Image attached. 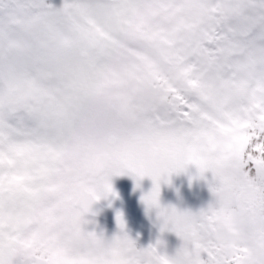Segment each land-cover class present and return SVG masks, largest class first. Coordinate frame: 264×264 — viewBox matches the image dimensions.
<instances>
[{
  "label": "snow or ice",
  "instance_id": "6c2138e0",
  "mask_svg": "<svg viewBox=\"0 0 264 264\" xmlns=\"http://www.w3.org/2000/svg\"><path fill=\"white\" fill-rule=\"evenodd\" d=\"M189 165L213 202L161 207ZM124 174L174 256L83 230ZM0 264H264V0H0Z\"/></svg>",
  "mask_w": 264,
  "mask_h": 264
},
{
  "label": "rangeland",
  "instance_id": "374dc122",
  "mask_svg": "<svg viewBox=\"0 0 264 264\" xmlns=\"http://www.w3.org/2000/svg\"><path fill=\"white\" fill-rule=\"evenodd\" d=\"M63 2L64 0H46V3L54 8L62 7ZM167 179L170 183H166L163 180L160 183L159 203L161 207H177L180 203H182L185 211L196 213L201 209L207 208L209 204L213 202L214 198L209 190V183L213 180L211 172L205 173V178L200 179L198 177L196 167L194 165H189L186 170L180 172L179 174L174 173ZM139 182L141 184H148L149 189L152 191L154 185L151 178L146 176L144 181L140 180ZM140 183L139 187H137L136 180L131 174L113 176L111 178V184L116 195H109L107 197L108 201H110V204L118 205L131 216L136 215L137 213L135 211V207L139 208L140 213H143L144 211L150 213L153 216L155 223H157V232H154L156 243L158 240L168 241L169 246H164L161 252L169 257H172L176 254V251L181 247L183 242L174 232L164 231L163 234H159V232H161L163 221L158 217L157 209L149 210L143 203L142 198L146 196L148 192L142 188ZM185 187L191 188L195 192H190V189L183 191ZM100 201L107 203L104 198L100 199ZM93 232H95L97 236H101L100 227H95ZM128 237L133 239L130 236ZM103 238L105 239L106 237L103 236ZM174 238H177L179 246L172 241ZM201 258L205 260L207 259L204 254H202Z\"/></svg>",
  "mask_w": 264,
  "mask_h": 264
},
{
  "label": "flooded vegetation",
  "instance_id": "af4514ba",
  "mask_svg": "<svg viewBox=\"0 0 264 264\" xmlns=\"http://www.w3.org/2000/svg\"><path fill=\"white\" fill-rule=\"evenodd\" d=\"M145 178V177H144ZM144 178L142 181H144ZM140 183V182H139ZM140 185L142 188H144L148 193L151 191L149 189L148 184L143 183ZM190 189V192H195L193 189L185 187L183 191H186ZM104 203L99 200L100 204L103 206L114 209L118 211V214H124V233L127 236H130L131 240L135 242V245L138 249H145L149 246L156 245V238L154 236V232L156 233V224L154 221L153 216L148 213L147 211H144L143 213L139 212V208L135 207V211L137 212L136 215H129L127 214L124 209H121L118 205L110 204V201H108V198L104 199ZM178 211H185L184 205L180 203L177 207H175ZM83 219L87 221V223L82 225V228L85 232H93L95 227H100V233L101 235L105 236V240L110 241L115 237L116 235L120 234L119 228H117L114 224L108 221L101 220L99 218H96L94 216L84 215ZM164 232H159V234H163ZM175 244L179 246V242L177 238L172 239ZM162 246L159 248V251H162L164 246H169L168 241L161 240ZM168 244V245H167Z\"/></svg>",
  "mask_w": 264,
  "mask_h": 264
},
{
  "label": "water",
  "instance_id": "95a60500",
  "mask_svg": "<svg viewBox=\"0 0 264 264\" xmlns=\"http://www.w3.org/2000/svg\"><path fill=\"white\" fill-rule=\"evenodd\" d=\"M117 214H118L117 210L109 209L107 207L102 206L99 202H95L91 206V211L85 215H91V216L97 217L101 220L111 222L117 228H119L118 224H117V220H116ZM121 216L124 219V215H121ZM119 231H120V229H119Z\"/></svg>",
  "mask_w": 264,
  "mask_h": 264
},
{
  "label": "clouds",
  "instance_id": "9594fccd",
  "mask_svg": "<svg viewBox=\"0 0 264 264\" xmlns=\"http://www.w3.org/2000/svg\"><path fill=\"white\" fill-rule=\"evenodd\" d=\"M107 197H108V196H107ZM107 197H105V196L102 195V196H101V199H102V198L106 199ZM98 201H99V200H98ZM98 201H96V202H98ZM91 206H92V205H91ZM152 209H156V208H152ZM152 209H150V210H152ZM90 211H91V208H90ZM162 221H163V220H162ZM162 226H163V224H162Z\"/></svg>",
  "mask_w": 264,
  "mask_h": 264
}]
</instances>
